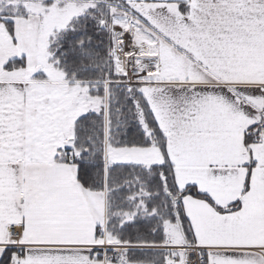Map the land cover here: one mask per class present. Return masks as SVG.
Returning a JSON list of instances; mask_svg holds the SVG:
<instances>
[{
    "label": "snow or ice",
    "instance_id": "1",
    "mask_svg": "<svg viewBox=\"0 0 264 264\" xmlns=\"http://www.w3.org/2000/svg\"><path fill=\"white\" fill-rule=\"evenodd\" d=\"M0 264H264V0H0Z\"/></svg>",
    "mask_w": 264,
    "mask_h": 264
}]
</instances>
